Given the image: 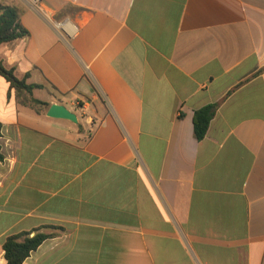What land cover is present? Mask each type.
Masks as SVG:
<instances>
[{
	"label": "crops",
	"instance_id": "obj_1",
	"mask_svg": "<svg viewBox=\"0 0 264 264\" xmlns=\"http://www.w3.org/2000/svg\"><path fill=\"white\" fill-rule=\"evenodd\" d=\"M2 4L29 34L0 61L77 122L0 77V264L36 230L23 264H264V0Z\"/></svg>",
	"mask_w": 264,
	"mask_h": 264
},
{
	"label": "trees",
	"instance_id": "obj_2",
	"mask_svg": "<svg viewBox=\"0 0 264 264\" xmlns=\"http://www.w3.org/2000/svg\"><path fill=\"white\" fill-rule=\"evenodd\" d=\"M28 31L22 26L18 12L11 6L0 5V45L12 43L28 36ZM0 77L4 78L14 91L15 100L21 107L30 109L36 114H42L51 106L47 102L33 97V91L41 89V85L29 84L27 79L18 78L13 67L7 68L0 61ZM216 105H208L194 112L193 135L197 141H201L207 134L211 120L216 112ZM2 125L0 123V136ZM0 160H3L0 147ZM31 234H33L31 236ZM51 235L33 232H23L6 238L3 244L5 264H23L32 252Z\"/></svg>",
	"mask_w": 264,
	"mask_h": 264
},
{
	"label": "built area",
	"instance_id": "obj_3",
	"mask_svg": "<svg viewBox=\"0 0 264 264\" xmlns=\"http://www.w3.org/2000/svg\"><path fill=\"white\" fill-rule=\"evenodd\" d=\"M28 1L33 5V7L38 12L40 13L43 12L41 7L42 0H28ZM54 24L55 27L61 30L68 39H73L77 35L78 32L77 27L67 19L56 21L54 22Z\"/></svg>",
	"mask_w": 264,
	"mask_h": 264
},
{
	"label": "water",
	"instance_id": "obj_4",
	"mask_svg": "<svg viewBox=\"0 0 264 264\" xmlns=\"http://www.w3.org/2000/svg\"><path fill=\"white\" fill-rule=\"evenodd\" d=\"M46 115L54 119H64L77 122L76 115L60 104H52L48 108Z\"/></svg>",
	"mask_w": 264,
	"mask_h": 264
},
{
	"label": "rangeland",
	"instance_id": "obj_5",
	"mask_svg": "<svg viewBox=\"0 0 264 264\" xmlns=\"http://www.w3.org/2000/svg\"><path fill=\"white\" fill-rule=\"evenodd\" d=\"M35 96H36V98L44 99V98H46V97H45V96H46V93H43V92H41V93H37V92H36ZM76 114H77V113H76Z\"/></svg>",
	"mask_w": 264,
	"mask_h": 264
}]
</instances>
